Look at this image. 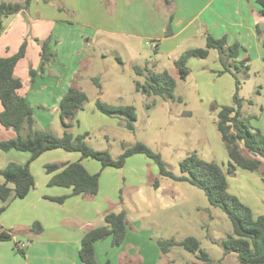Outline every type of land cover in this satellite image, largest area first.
<instances>
[{
  "label": "rangeland",
  "instance_id": "374dc122",
  "mask_svg": "<svg viewBox=\"0 0 264 264\" xmlns=\"http://www.w3.org/2000/svg\"><path fill=\"white\" fill-rule=\"evenodd\" d=\"M46 5L41 4V7ZM104 10L108 12L107 5H104ZM100 12L102 15V10ZM22 17L24 24L19 26L17 23L10 25L14 15L5 19V30L0 32V54L11 55L19 50L25 40L29 42L27 55L18 63L15 72V75L27 84L31 81V69L41 73L40 41L42 39L35 38L34 34L37 33L42 37L51 32L52 26L46 22L33 23L24 13ZM258 28L261 31L262 25ZM22 32L25 36H22ZM206 37L207 35L200 39L192 37L185 40L173 54L155 50L156 41L150 38L135 39L133 44H130L124 36L98 32L90 42L84 41L83 47L79 49L80 54L77 52L78 55H82L79 58L81 62L77 83L82 85L81 90L88 95V101L77 111L70 131L74 135L89 133L86 138L87 143L96 150H108L114 158H118L123 153L125 145L143 142L161 153L166 166L175 174H180L181 160L193 152L207 161L216 162L227 172L229 155L218 130L217 119L223 106L234 104L236 78L230 72L224 71L225 67L217 49H211L207 58H190L188 65L190 72L186 78L181 77L175 64V60L186 50L205 47ZM261 38L262 42H259L261 45L258 48L257 44L254 46L246 43V48L251 54L249 69L238 70L235 66L231 69L240 81L239 95L243 99V116L249 119L254 130L264 133V37L262 34ZM242 50L241 48L238 61H241L245 55ZM55 56L53 60L63 67L64 57L59 48ZM121 56L123 59L119 60ZM151 64L155 65L154 71L168 70L176 79L174 97L150 96L142 90H136V81L144 83L145 77L138 75L135 67L152 68ZM94 77L100 79L101 89L93 81ZM99 96L103 101L113 105H134L137 114L135 129L131 130L125 126L124 116L111 117L98 111L95 101ZM48 102L36 100L34 103L38 119L48 120L46 126L48 128L40 121L37 128L45 127L44 129L61 136L65 128L59 111L51 113L53 104L50 102L49 105ZM185 112L189 114L184 115ZM8 129L13 130V128ZM27 132L28 129L25 128L22 135L26 136ZM74 158H81V153L64 149L49 150L32 162L33 171L40 181L48 175L44 169L46 163H64ZM85 160L91 164V167L95 166V170L98 169L95 172L101 171L103 192L101 198L106 199L107 195V200L110 201L109 211L124 209L127 213L128 239L124 242V250L120 257V261L123 260L124 264L197 262L198 253L191 252L183 246H173L168 253H163L158 245L159 239L173 238L181 241L188 236L196 237L200 241L201 248L209 253L213 261H221L222 264H242L235 252L225 253L222 245L223 240L233 231L230 218L221 208L210 204L201 188L186 181H178L176 183L178 187L169 188L164 194V199L159 200L151 188L153 182L158 177L161 178L159 167L145 154L138 153L128 157L122 168L102 169L98 160L93 158ZM228 182L229 192L248 205L256 217L264 213V176L261 172L238 169L235 173L228 174ZM149 187L152 190L148 189ZM139 189L150 194L151 202H142ZM139 234L147 238V249L144 254L138 252L139 246L134 242V237ZM24 242H28L27 239ZM130 248L134 249L130 251ZM13 262L24 264L26 257L19 253L18 260Z\"/></svg>",
  "mask_w": 264,
  "mask_h": 264
},
{
  "label": "trees",
  "instance_id": "16d2710c",
  "mask_svg": "<svg viewBox=\"0 0 264 264\" xmlns=\"http://www.w3.org/2000/svg\"><path fill=\"white\" fill-rule=\"evenodd\" d=\"M32 0L23 2H1L0 3V32L5 30L4 21L6 18L16 15L30 7ZM264 14V0H255ZM173 16H170L166 28V36L173 34L171 23ZM40 41L39 39H36ZM51 38L40 41L42 47V63L40 70L43 72L47 62L55 58V53L50 47ZM211 49H217L224 64V71L230 72L236 78V91L233 97V105L223 106L217 119V127L221 133L229 155L227 172L214 161H207L193 152L181 160L180 174L170 170L162 158L161 153L153 150L143 142L124 146L123 153L114 158L108 150H96L86 141L89 133L74 135L70 128L74 125L77 111L82 109L88 101V95L71 86L62 97L59 104V115L65 128L63 134L58 136L49 130H35L34 108L25 97L18 94V89L23 86L21 78L15 75L17 63L25 57L27 52V40L20 49L13 55L0 56V100L4 109L0 112V122L16 131V136L10 139H0V149L8 151L11 149L30 152L31 157L26 164L16 162L9 163L0 170L4 182L0 183V214L3 213L10 201L15 198H24L36 186V178L31 171V162L40 157L44 152L53 149H64L81 153V159L75 162L47 163L45 170L52 174L49 181L50 186H61L72 188V195H81L86 198L96 196L100 188L101 171L91 173L83 164V159L93 158L101 163L102 169L107 167L122 168L128 157L141 153L153 159L159 167L161 176L177 181H186L201 188L211 205L221 208L230 218L233 231L223 240L222 245L225 253L235 252L242 264H264V213L255 216L253 210L243 203L238 196L229 192L228 174L235 173L238 169L258 171L264 176V133L254 130L249 119L243 116V99L239 95L240 81L231 67L235 66L249 69L250 58L238 61L240 44H229L226 36L215 37L207 34L205 47H195L182 53L175 64L179 69L182 78H186L190 72L188 61L192 57L207 58ZM135 70L138 75H144L145 82L136 81V90L144 91L148 95H161L174 97L177 82L168 70L161 72L153 68L137 66ZM37 70L31 69V81L34 82ZM93 81L101 89L102 84L98 77ZM96 108L101 113L111 117L126 118L125 126L128 129H135L137 120L136 108L134 105H113L98 97L95 102ZM27 128V135L22 131ZM159 177L153 182L155 188L159 187ZM67 196L51 197L58 202H64ZM129 222L127 213L122 210L119 213L107 212L105 225L93 227L84 235L79 257L84 264H99L96 258V243L108 237H112V244L119 246L123 243ZM43 225L35 221L29 226V231L34 234H41ZM14 231L6 229L0 224V241L11 240ZM158 245L163 253H168L173 246H183L185 249L198 253L199 261L188 264H222L215 262L209 253L201 248L200 241L194 236H188L181 241L171 239H159ZM17 251L26 254V248L17 243ZM106 264H109L107 262ZM143 264V263H132Z\"/></svg>",
  "mask_w": 264,
  "mask_h": 264
},
{
  "label": "crops",
  "instance_id": "0c3cea01",
  "mask_svg": "<svg viewBox=\"0 0 264 264\" xmlns=\"http://www.w3.org/2000/svg\"><path fill=\"white\" fill-rule=\"evenodd\" d=\"M15 1L23 2L24 0L1 2ZM44 1L32 0L29 9L14 15L10 22L11 26L16 23L18 26L23 25L22 14L24 13L33 23H50L52 26L50 33H46L42 37L35 33L34 36L42 40L50 37L51 50L56 54L57 48H59L64 57L63 67L51 60L47 62L43 72L37 71L34 82L30 81L26 84L22 80L23 86L18 89V94L25 97L34 108L35 130H47L44 128L48 126V120L38 119L34 106L36 100L49 101V105L52 102L53 109L50 112L53 113L59 111L60 101L71 86L81 90L82 85L77 83L81 62L79 58L82 56L78 55L79 49L81 46L83 47L84 41L90 42L91 38L98 32L124 36L130 44H133L135 39L150 38L156 41L155 50L165 51L166 54H173L175 50L181 47L182 42L192 37L200 39L207 34H212L218 38L226 36L229 44L239 43L242 51L245 52L243 58L248 56L250 60L251 54L246 48V43L254 44V46L257 44L258 48L261 45L259 42H262L261 34L264 37V15H262L261 8L255 0ZM41 4L47 5L41 7ZM34 5L38 7L34 8ZM104 5L108 6L107 13L104 10ZM102 6L103 8H101ZM100 10H102V15ZM170 16H173L171 23L173 34L166 36L165 32ZM99 20L101 21L99 22ZM102 22L104 23L101 24ZM259 25H262L261 31L258 28ZM262 31L263 33H261ZM7 32L8 30L5 33ZM22 36H25L24 32H22ZM28 45L29 42L27 41ZM41 53L42 49L40 57ZM11 55L0 54L4 57ZM121 59H123L122 56L119 60ZM189 63L190 60L188 65ZM154 66L151 64L152 68ZM100 93L102 95V92ZM43 106L45 107V104ZM3 109L4 106L1 102L0 112ZM39 121L45 126L44 128H37ZM4 128L7 130H3ZM5 131H7L6 134ZM16 134L14 129L9 130L0 122V139H10ZM30 157L31 154L27 151L0 149V170L11 162L26 164ZM80 159L74 158L68 162H75V160ZM85 159L82 161L85 167L89 172L95 173L98 169L95 170V166L91 167V164H88ZM32 162L30 167L36 178L35 188L26 197L15 198L10 201L6 210L0 214V224L4 228L14 231L13 239L0 241V264H15L13 260L17 261L19 254L16 248L17 243L27 244L24 255L26 262L24 264H84L79 257L81 241L89 229L105 225V215L110 212V201L107 200V195L106 199L101 198L103 193L101 191V179L99 192L96 196L92 198L76 196L72 195V188L50 186L49 181L52 174L46 170L48 175L39 181L33 171ZM159 181V187L152 186L153 190L148 188L155 191V196L159 200L164 199V194L169 188L178 187L176 184L178 181L168 177L161 176ZM2 182H4V177L0 175V183ZM138 191H140L142 202H151L150 194L145 193L142 189ZM65 195L67 198L62 203L51 199V197ZM122 210L124 209L112 212L119 213ZM35 221L40 222L44 227L41 234H34L29 231V226ZM128 230L129 225L126 237L119 246L112 244V237L96 243V258L99 264H104L106 260L109 264H119L124 250V242L128 239ZM26 239L28 242H24ZM134 242L136 246H139L137 247L138 252L144 254L143 252H146L147 249V238L145 239L139 234L134 237ZM133 249L130 248V251ZM120 264H124V261H120Z\"/></svg>",
  "mask_w": 264,
  "mask_h": 264
},
{
  "label": "built area",
  "instance_id": "2783aa9c",
  "mask_svg": "<svg viewBox=\"0 0 264 264\" xmlns=\"http://www.w3.org/2000/svg\"><path fill=\"white\" fill-rule=\"evenodd\" d=\"M20 246L25 248L27 245H26V243H20Z\"/></svg>",
  "mask_w": 264,
  "mask_h": 264
},
{
  "label": "water",
  "instance_id": "95a60500",
  "mask_svg": "<svg viewBox=\"0 0 264 264\" xmlns=\"http://www.w3.org/2000/svg\"><path fill=\"white\" fill-rule=\"evenodd\" d=\"M189 113L188 112H185L184 115H188Z\"/></svg>",
  "mask_w": 264,
  "mask_h": 264
}]
</instances>
